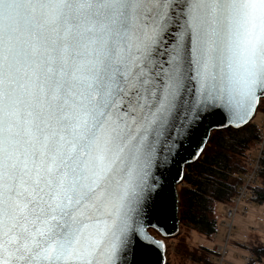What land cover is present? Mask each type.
I'll list each match as a JSON object with an SVG mask.
<instances>
[{
    "label": "snow or ice",
    "instance_id": "obj_1",
    "mask_svg": "<svg viewBox=\"0 0 264 264\" xmlns=\"http://www.w3.org/2000/svg\"><path fill=\"white\" fill-rule=\"evenodd\" d=\"M258 95L264 0H0V264H124L161 142Z\"/></svg>",
    "mask_w": 264,
    "mask_h": 264
},
{
    "label": "trees",
    "instance_id": "obj_2",
    "mask_svg": "<svg viewBox=\"0 0 264 264\" xmlns=\"http://www.w3.org/2000/svg\"><path fill=\"white\" fill-rule=\"evenodd\" d=\"M258 113H264V108L259 107ZM258 130L259 122L252 120L238 130L214 131L198 160L186 165L177 189L180 234L167 243V255L172 263L216 264L219 253L205 244H196L193 236L209 243L215 239L221 220L218 207L233 203L241 177L248 171V155L258 141ZM260 168L256 198L252 201L253 206L259 207L264 205V158ZM240 248L252 253L251 264L264 260V245L249 244ZM224 264L234 263L226 261Z\"/></svg>",
    "mask_w": 264,
    "mask_h": 264
},
{
    "label": "water",
    "instance_id": "obj_3",
    "mask_svg": "<svg viewBox=\"0 0 264 264\" xmlns=\"http://www.w3.org/2000/svg\"><path fill=\"white\" fill-rule=\"evenodd\" d=\"M262 99L264 95H258L254 111L235 117L219 108H209L199 115L188 114L178 122L171 138L161 142L145 178L141 205L133 217V228L139 231L131 240L124 264L168 263L166 241L179 234L177 188L182 183L186 165L195 163L202 155L212 132L238 130L250 123Z\"/></svg>",
    "mask_w": 264,
    "mask_h": 264
},
{
    "label": "rangeland",
    "instance_id": "obj_4",
    "mask_svg": "<svg viewBox=\"0 0 264 264\" xmlns=\"http://www.w3.org/2000/svg\"><path fill=\"white\" fill-rule=\"evenodd\" d=\"M259 107L264 108V99L260 101ZM260 117L261 115L260 113H258L253 120L256 123H258L260 121ZM253 207H255L256 209L252 210L249 208L248 214L243 216H241L240 214L241 206L238 208V212L235 217L232 230L230 232V235L228 236V242H227L228 256L226 257V261L232 262L234 264H243L241 258L245 253V250L241 249L240 246L246 247L249 244L264 245V205L261 207L259 206H253ZM222 213H223V208L220 205L218 207V215H221ZM220 221L218 223H220ZM151 234L158 238L155 232L151 231ZM179 234H180V228H179ZM178 235L176 237H178ZM226 238H227V230L221 227L220 224H218V232L213 242L209 243L208 241L198 236H193V240L196 244H205L206 246L212 249L224 245ZM172 239L167 240L166 244ZM167 251H168V247H167ZM166 257L168 259L167 252H166ZM175 263L176 262L174 261L172 263L168 259L167 264H175ZM255 264H264V260H262L261 262L257 261L255 262Z\"/></svg>",
    "mask_w": 264,
    "mask_h": 264
},
{
    "label": "built area",
    "instance_id": "obj_5",
    "mask_svg": "<svg viewBox=\"0 0 264 264\" xmlns=\"http://www.w3.org/2000/svg\"><path fill=\"white\" fill-rule=\"evenodd\" d=\"M259 108V107H258ZM247 163L248 171L241 177V184L237 189V194L231 205H223V213L221 214L220 226L227 230V238L224 245L218 246L215 250L219 253V258L216 264H224L228 256L227 242L228 236L233 227L238 208L241 206V216L247 215L249 208L253 206V200L256 198L255 186L258 183V174L260 171L261 161L264 158V113L261 114L258 130V141L253 152L248 155ZM217 235V234H216ZM214 235V238H216ZM243 264H251L253 255L250 252H245L242 256Z\"/></svg>",
    "mask_w": 264,
    "mask_h": 264
},
{
    "label": "crops",
    "instance_id": "obj_6",
    "mask_svg": "<svg viewBox=\"0 0 264 264\" xmlns=\"http://www.w3.org/2000/svg\"><path fill=\"white\" fill-rule=\"evenodd\" d=\"M250 209L255 210L256 208H250Z\"/></svg>",
    "mask_w": 264,
    "mask_h": 264
}]
</instances>
